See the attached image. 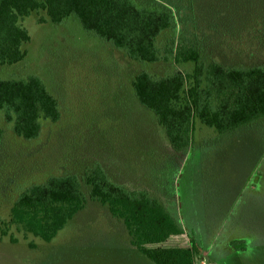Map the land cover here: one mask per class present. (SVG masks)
Listing matches in <instances>:
<instances>
[{"label":"rangeland","instance_id":"374dc122","mask_svg":"<svg viewBox=\"0 0 264 264\" xmlns=\"http://www.w3.org/2000/svg\"><path fill=\"white\" fill-rule=\"evenodd\" d=\"M157 1L180 23L175 33L161 34L160 48L185 44L201 49L206 61L264 65V0ZM22 25L27 55L0 66V76L41 78L60 118L42 121L39 136L24 140L0 112V227L18 194L50 176L77 175L87 203L50 242L11 227L0 239V264H155L130 244L122 221L89 198L84 176L96 164L129 190L161 193L184 233L152 247L187 248L192 241L194 264H264V119L217 134L195 118L192 145L178 155L132 81L141 71L191 73L192 62L131 60L75 16L52 24L43 12L32 13Z\"/></svg>","mask_w":264,"mask_h":264},{"label":"trees","instance_id":"16d2710c","mask_svg":"<svg viewBox=\"0 0 264 264\" xmlns=\"http://www.w3.org/2000/svg\"><path fill=\"white\" fill-rule=\"evenodd\" d=\"M39 12L52 24L75 16L84 30L111 43L131 60L154 64L174 56L176 61L194 64L191 73L175 70L154 77L141 71L132 81L139 103L156 115L178 155L192 145L195 118L217 134L264 119V65L225 66L206 61L201 49L185 44L160 48L157 40L161 34L175 33L180 23L170 7L157 0H0V66L26 57L23 46L30 36L22 21ZM45 21L39 19V23ZM0 112L12 132L24 140L39 136L42 121L60 118L57 100L41 78L32 74L25 78L0 76ZM84 183L89 198L106 205L111 216L122 221L130 244L142 255L155 264H194L197 249L192 241L187 248L152 247L184 233L161 193L153 196L146 189L129 190L111 180L98 164L85 174ZM86 203L77 175L50 176L18 194L8 219L2 222L4 228L0 227V239L13 227L18 233L50 242Z\"/></svg>","mask_w":264,"mask_h":264}]
</instances>
